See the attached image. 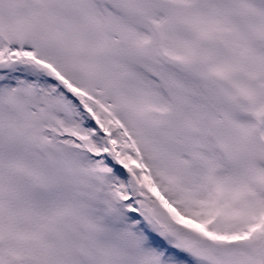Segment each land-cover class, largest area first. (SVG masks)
Wrapping results in <instances>:
<instances>
[{"label": "snow or ice", "instance_id": "6c2138e0", "mask_svg": "<svg viewBox=\"0 0 264 264\" xmlns=\"http://www.w3.org/2000/svg\"><path fill=\"white\" fill-rule=\"evenodd\" d=\"M0 264H264V0H0Z\"/></svg>", "mask_w": 264, "mask_h": 264}]
</instances>
